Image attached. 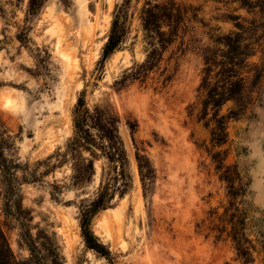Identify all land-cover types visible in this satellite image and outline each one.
<instances>
[{
	"label": "rangeland",
	"instance_id": "rangeland-1",
	"mask_svg": "<svg viewBox=\"0 0 264 264\" xmlns=\"http://www.w3.org/2000/svg\"><path fill=\"white\" fill-rule=\"evenodd\" d=\"M123 1L44 0L31 15L29 0H0V125L12 138L7 155L19 166V201L30 216L31 235L41 230L51 236L63 264H242L229 239L208 235L207 228L222 225L219 217L230 202L227 184L211 159L220 152L224 165L236 166L247 186L252 264H264V86L250 111L227 124L226 144L213 147L211 126L197 118L204 95L199 90L203 60L196 48L213 46L211 37L236 32V22L264 30V0H244V6L238 0H175L197 10L193 32L186 37L197 43L187 47L185 42L178 51V39L164 53L160 69L120 88L116 82L143 63L149 50L141 9L165 0L129 1V33L102 64L113 12ZM171 51L175 55L166 62ZM261 58L259 52L250 62ZM166 66L170 78L163 82ZM83 92L90 114L97 110L102 119L116 122L126 158L125 194L116 191L91 222L110 259L85 246L79 225L80 209L95 198L102 172L113 178L119 168L108 161L106 143L96 130L91 129L97 146L91 152L72 144L74 111ZM232 106L226 103L220 114ZM137 153L148 158L155 172L146 194ZM82 158L93 161L89 181L79 177ZM5 201L0 188V228L23 262L29 252Z\"/></svg>",
	"mask_w": 264,
	"mask_h": 264
},
{
	"label": "trees",
	"instance_id": "trees-1",
	"mask_svg": "<svg viewBox=\"0 0 264 264\" xmlns=\"http://www.w3.org/2000/svg\"><path fill=\"white\" fill-rule=\"evenodd\" d=\"M130 0H124L113 12L110 31L107 41L102 49L101 62H103L120 46L126 39L129 31L130 16L128 5ZM245 5L244 0H238ZM44 0H29V14L33 15L43 5ZM140 22L149 50L143 63L135 65L125 72L121 80L116 84L122 88L128 82L140 81L147 78V75L154 70L160 69L163 55L179 39L178 51L182 47L196 41L191 38L186 39L193 32L192 22H196L197 10L177 3L175 0H165L163 2H147L140 12ZM237 17L235 21H238ZM251 27L244 26L241 22H236V32L219 35L212 40L213 46L196 47L201 52L203 60V78L199 86L204 99L202 109L197 118L204 122V126L210 128V137L213 147H221L227 142V124L231 121L240 120L254 106L260 96L259 90L264 81V30H259L258 25L250 23ZM264 29V26H262ZM259 30V31H258ZM197 43V42H196ZM261 53L262 58L259 63L250 60ZM175 53L171 54L166 62H170ZM167 66L164 67L162 75H166L163 82L168 81ZM83 94L78 98L74 111L75 137L72 144L75 149L83 148L91 152V146H96L95 136L91 129L98 132V138L106 143L104 154L108 161L118 165L115 176L108 178L109 173L102 172V179L95 198L80 209L79 225L85 246L110 259V253L102 245L91 230V222L94 216L102 209H106L114 199L115 192L122 197L124 190L128 188L125 176L124 165L126 162L122 142L116 133V122L111 118L102 119L99 111L95 110L90 114L85 108ZM233 106L224 115H221V108L226 103ZM210 115V116H209ZM11 136L0 125V188L3 189V197L6 199L5 205L10 215L20 224V241L28 252L29 258L26 261H17L9 243L0 228V264H63L54 240L45 231L39 230L36 237L30 233L28 223L30 216L22 210L20 199V181L17 177L18 164L8 158V153L12 149ZM97 147V146H96ZM221 153L212 154L211 159L215 163V169L220 173V180L227 184V196L230 199L229 207L225 209L222 225L212 226L208 229V235L214 234L216 241L225 236L234 247L237 258L242 264H252L254 246L246 234V215L248 204L245 201L247 186L241 184L240 176L236 166H225L224 159L220 158ZM85 163L83 178L89 181L94 175L93 161L83 159ZM139 175L142 181L143 190L146 194L155 178V172L150 161L145 155L136 154ZM120 179V181H119ZM120 182L119 186L114 183ZM123 190V191H122ZM239 200V205L237 203ZM14 210V214H12ZM212 215H216L213 212ZM213 223V219L211 220ZM207 235V236H208ZM264 245V238L262 240ZM264 253V246H261Z\"/></svg>",
	"mask_w": 264,
	"mask_h": 264
},
{
	"label": "water",
	"instance_id": "water-1",
	"mask_svg": "<svg viewBox=\"0 0 264 264\" xmlns=\"http://www.w3.org/2000/svg\"><path fill=\"white\" fill-rule=\"evenodd\" d=\"M91 148H94V146H91Z\"/></svg>",
	"mask_w": 264,
	"mask_h": 264
}]
</instances>
